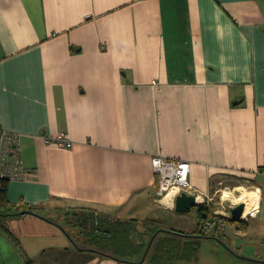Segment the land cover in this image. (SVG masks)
I'll return each instance as SVG.
<instances>
[{"label": "crops", "instance_id": "crops-1", "mask_svg": "<svg viewBox=\"0 0 264 264\" xmlns=\"http://www.w3.org/2000/svg\"><path fill=\"white\" fill-rule=\"evenodd\" d=\"M0 122L19 135L26 168L7 199L37 208L0 218L13 264H152L93 252L68 215L154 239L167 230L157 211H174L158 199L154 156L189 162L203 200L225 176L251 180L259 199L240 227L168 231L198 249L228 241L227 264H264V0H0ZM59 132L70 149L44 143ZM212 203L210 215L222 209ZM38 227L56 242L25 244Z\"/></svg>", "mask_w": 264, "mask_h": 264}, {"label": "trees", "instance_id": "trees-1", "mask_svg": "<svg viewBox=\"0 0 264 264\" xmlns=\"http://www.w3.org/2000/svg\"><path fill=\"white\" fill-rule=\"evenodd\" d=\"M36 211L37 208L33 205L12 204L7 199L6 190L0 189V218L6 216L22 215L26 213H36ZM210 213L211 211L208 207H206L204 204H200L198 207L199 219L210 215ZM81 218L82 219L80 220L78 217H76L75 226L79 225L80 228H86L87 231L85 233L87 237L90 238V243L95 246V253H98L101 256L114 257L115 259L119 260H122L127 256L134 257L140 255L138 262H141L150 238L141 244L131 241L127 234L129 232L128 224L117 219L107 218L105 216H100L95 219L93 214H90V216L87 215V217L83 216ZM237 221L241 220L239 219ZM156 231V236L154 237L152 244L148 249L143 263L148 262L152 264H166L175 259L188 260L197 251L198 243L194 244V242L186 239L187 237L191 236L179 235L176 232L164 230L159 231L157 228L153 230L151 236ZM101 234H103V236L105 235L107 238L103 240L106 241L104 244H99V236ZM120 239H122V242H120ZM73 243L75 244L74 241ZM119 243L125 244L124 253H121V250L119 249Z\"/></svg>", "mask_w": 264, "mask_h": 264}, {"label": "built area", "instance_id": "built-area-1", "mask_svg": "<svg viewBox=\"0 0 264 264\" xmlns=\"http://www.w3.org/2000/svg\"><path fill=\"white\" fill-rule=\"evenodd\" d=\"M18 140L19 135L4 129L0 122V189L6 190L7 182L20 179L26 170L20 158ZM43 141L45 144H54L65 149H70L73 145L64 132H59L55 136L44 137ZM151 164L157 175V196L160 203L171 206V209H173L175 196L181 191L194 195L197 205L213 200L214 197L210 196H206V200H203L192 186L189 180V162L175 158L154 156L151 159ZM168 196L169 200L165 202ZM225 200L227 199H222L221 195L219 203L222 209L214 210L211 215H207L200 220L199 228L202 231L224 229L229 219V214L226 211L227 207H223Z\"/></svg>", "mask_w": 264, "mask_h": 264}, {"label": "rangeland", "instance_id": "rangeland-1", "mask_svg": "<svg viewBox=\"0 0 264 264\" xmlns=\"http://www.w3.org/2000/svg\"><path fill=\"white\" fill-rule=\"evenodd\" d=\"M219 184H217L218 186ZM253 184L251 183V180L247 181V180H242L241 178H232V177H223V181L221 182V184L218 187H221L219 192L217 193L216 197L214 198L213 203L211 204L212 208H217L220 207L219 202H220V196L222 195V193L224 191H228L229 194V198L227 200H225L224 204L225 205H229V204H233L235 203V198L240 196V192H238L235 188H246L248 191H252L254 190ZM264 211V197H263V202H262V213ZM75 213H70L68 215L69 217V223L71 225H75L76 223V217H78L80 220L82 219L81 215L79 214L81 212V210L78 211H74ZM82 213V212H81ZM78 214V215H77ZM84 215V214H83ZM157 215L159 217H161L163 219V223L162 225V229H176V230H181V231H187L189 233H192L195 231V235H201L203 234L202 232H206V231H199L197 228V215H198V207L196 205L192 206L188 211L183 212V213H177L175 211H167V210H158L157 211ZM61 217V214H60ZM158 217V218H159ZM3 218V217H2ZM63 218V217H62ZM64 223V221H63ZM232 224H235L236 226L240 227V223L238 221H228L227 220V225L228 226H232ZM23 225H20V227H22ZM3 232V229L0 228V233ZM86 231H84V235ZM210 232V231H209ZM201 233V234H200ZM210 234V233H207ZM31 235L33 236L32 238H27V240H24L25 244L28 243H33V242H37L36 240L39 239L38 236H47V239L45 240L46 244L50 241V243L53 245V243L56 242V236H52L47 229H43V228H37V229H31ZM92 237V236H91ZM214 238H216L218 243H222V244H217L215 242H213L212 240H203L200 247H199V251H198V258L195 260L188 261V260H180L178 264H212L211 262H214V264H224L225 262V256H221L220 253L222 251H219V249L221 248H226L229 249L230 246L228 244V241L225 240L224 242H221L219 240L218 236H213ZM99 244L106 242L103 241L105 239H107L105 237V235L103 236V234H101L99 236ZM122 239H120V242ZM19 242L21 243V240H19ZM19 243V244H20ZM43 243V242H42ZM59 243V241H58ZM119 249L121 250V253H124V247L125 244L124 243H119ZM21 245V244H20ZM44 244H42L43 246ZM48 245V244H47ZM100 246V245H98ZM21 248L23 249L24 247L21 245ZM25 249V248H24ZM42 249V248H41ZM26 251V250H25ZM183 252V251H182ZM181 252V253H182ZM18 253H9L7 251V249L3 248L1 246V250H0V264H13L16 257H17ZM131 255V254H130ZM20 256V255H19ZM135 258V256H134ZM170 264H177V262H173ZM227 264V263H226Z\"/></svg>", "mask_w": 264, "mask_h": 264}, {"label": "water", "instance_id": "water-1", "mask_svg": "<svg viewBox=\"0 0 264 264\" xmlns=\"http://www.w3.org/2000/svg\"><path fill=\"white\" fill-rule=\"evenodd\" d=\"M194 205H197L196 197L192 194H188L185 191H181L180 193H178L175 196L173 209L177 213H183V212L188 211ZM244 208H245V204L243 202H239L238 204H236L234 206H228L226 208V211L229 214V219L232 221H237L239 219L241 220L243 218L242 215L244 212ZM165 231H168V230H165ZM170 232H173V231H170ZM178 234L184 235L182 233H178ZM188 236H191V235H188ZM152 240H153V238H151L149 240V243L147 245V248L145 249V252L143 254V258H142L141 262L144 260L146 254H147V251L150 248ZM94 251L95 250L93 249V252ZM112 258H114V257H112Z\"/></svg>", "mask_w": 264, "mask_h": 264}, {"label": "bare ground", "instance_id": "bare-ground-1", "mask_svg": "<svg viewBox=\"0 0 264 264\" xmlns=\"http://www.w3.org/2000/svg\"><path fill=\"white\" fill-rule=\"evenodd\" d=\"M229 194L230 193L228 191H224L223 197L228 198ZM239 198H240V201L245 204L244 212L242 215V217H244L256 209L258 199H259V194L256 191H248L246 188L241 187Z\"/></svg>", "mask_w": 264, "mask_h": 264}]
</instances>
